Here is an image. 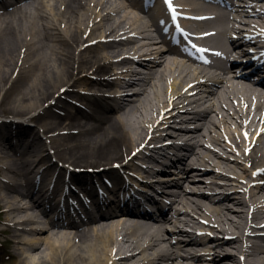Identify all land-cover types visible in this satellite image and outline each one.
Returning <instances> with one entry per match:
<instances>
[{
	"label": "bare ground",
	"instance_id": "bare-ground-1",
	"mask_svg": "<svg viewBox=\"0 0 264 264\" xmlns=\"http://www.w3.org/2000/svg\"><path fill=\"white\" fill-rule=\"evenodd\" d=\"M120 1L122 3L119 0H41L0 16V89L6 81L11 83V87L21 76L25 85L9 103L10 110L23 115L26 113V116L38 113L36 127L20 124L13 133L11 127L14 124L0 125V129L3 126L8 128L5 134L0 133V163L3 169L12 174V185L4 187L6 192L0 196L4 202L1 205L5 207L4 214L8 217L6 220L10 222L9 228L2 232L13 230L15 235L10 242L20 247L27 246L30 250V253L25 250L14 255L19 256L24 264H241V255L245 256V264H264V244L261 243L264 242V235L253 236V223L264 221V188L250 187L249 180H246L247 176L250 177L248 170L244 168V172L240 173L238 167L232 164L234 159L236 164L242 166L245 159L255 168H264V130L258 133L257 129L264 126V104L250 99L257 94V89L230 73H211V81L221 84V90L219 88L217 93L204 92L202 87L206 88L211 83L200 74L211 71L189 66L172 56L166 48H161L159 43L153 42L149 27L155 26L154 19L148 16V20H143L135 12L139 7L133 0ZM0 2L4 4L5 0ZM21 2L23 0H18L11 6L20 5ZM179 2L185 4L184 0ZM11 6L4 5L0 11L6 13ZM115 15L120 18L118 23H113ZM227 25L228 28L230 24ZM132 31H140L144 42L139 39H117L111 35L116 33L122 37ZM105 39L102 43L101 40ZM94 41L98 42L86 46ZM219 42L225 43L221 39ZM130 52H138L145 57L144 62L140 61V67L133 66L127 57ZM17 55L19 57L15 63ZM93 75L98 78L93 79ZM75 85H81L83 93L73 90ZM189 94L192 97L188 98ZM231 95H236L235 99L245 98L246 111L251 113L249 116H244L243 111L237 108L233 113L222 111V101L226 99L225 103L228 104ZM258 95L260 100L264 99L263 93ZM63 96H70L79 102L82 100V105L90 111L78 107L73 113L68 103L63 102ZM51 99L56 100L55 106H52V101L49 102ZM55 107L65 111L66 115L51 110ZM168 107L177 108L178 112L174 114L173 111L161 122L178 123L174 125L177 130L156 135L154 132L161 123L158 122V115ZM240 119L250 121L246 127H241L236 123ZM198 122L201 124L194 130L188 126ZM184 123L188 125L183 126ZM152 126L153 132H150ZM229 127L232 134L240 133L244 128L249 130V143H255L250 155L240 153L242 149L236 148L237 145H228L226 149L242 159L221 151H205V142L220 146L225 144L216 134L221 137V129ZM163 139L172 143L166 144V149L165 146H154ZM14 140L23 151L13 149ZM3 143H10L12 149L4 148ZM39 143L43 149L39 148ZM257 144L261 145L256 149ZM206 147L211 148L210 145ZM145 149H153L154 155L161 156L142 157L143 160L153 159L154 164L162 161L159 159L169 158L171 154L175 157L171 158L172 163L165 161L163 170L159 166H152L158 167L157 172L147 173L149 178H155L153 182L136 178V174L140 175L144 168L135 163V158H141ZM183 150L190 151L188 156L180 155L184 154ZM54 156L58 157L56 161H53ZM81 161L88 162L89 166H76ZM60 162L66 167H61ZM116 162L123 164L119 166L120 171H114L113 166L105 167ZM134 163L140 169L134 167ZM168 163L172 168L179 167L176 176L171 175L176 168L170 170ZM177 163L181 166L177 167ZM70 166L80 168L84 173L78 176V172L69 170ZM201 168L205 173L212 169L216 171L215 177L227 179L223 183L230 192L220 196L217 202H207L216 194L218 185L195 184L192 175H195L194 170ZM91 169L95 172L90 173ZM98 172L106 176H100ZM120 172H125L126 181L129 180L128 184L133 189L139 190L137 181H140L148 188H163L162 198L174 197L173 205L168 206L170 212L162 211L163 222L133 218L131 210L125 212L130 216H113L122 210L121 203L115 197H110L125 187V183H121L125 180ZM61 173L70 175L65 184L72 182L76 188L86 192L104 187L102 202L108 205V210L113 209L112 213H99L97 217H101L102 222L96 221L85 225L87 228H79L71 233H55L53 226L43 224L40 209L49 197L56 200L58 192L53 187L58 186ZM29 174L37 176L33 180L36 183L51 175L50 186L42 183L39 187H33L34 193L24 192L23 189H29L31 185V181L25 178ZM231 187L244 191L245 195H233ZM246 188H250L249 193ZM206 190L213 195L207 196ZM145 191L140 192L145 194ZM132 195L123 200L133 202ZM64 197L67 202L68 196ZM80 205L79 208L74 205L77 216L73 219L78 224L85 222V218L78 222L80 211L87 213L86 203L80 200ZM247 205L253 208L251 218H246L244 208ZM98 210H101L100 206L94 210L93 219ZM53 211L67 215L66 218L70 215V211L64 208ZM51 212L43 211V214ZM169 213H173L175 219L169 217ZM181 213L185 217L180 216ZM193 213L206 217L202 224L216 231L219 241L203 242L199 233L188 229L189 226L198 225ZM214 218L219 228L211 222ZM41 234L42 237H39ZM228 234L231 237L228 238ZM174 238L176 242H173Z\"/></svg>",
	"mask_w": 264,
	"mask_h": 264
},
{
	"label": "rangeland",
	"instance_id": "rangeland-1",
	"mask_svg": "<svg viewBox=\"0 0 264 264\" xmlns=\"http://www.w3.org/2000/svg\"><path fill=\"white\" fill-rule=\"evenodd\" d=\"M119 2L122 3L120 0H119ZM108 7H112V6L109 5ZM135 12H138V11L135 10ZM138 14H139V12H138ZM115 18H116V16H115ZM119 19H120L119 16H117V19H115V21H113V23H118ZM18 57L19 56L17 55L16 59H15V63L17 62ZM14 67H15V65L12 67V70L9 73L10 74L9 78L12 75ZM12 81H15V79H12ZM10 84L11 83L6 81L3 83V86L0 89V108L2 107L0 118L9 119V118H14V117H30V116H26L27 115L26 113L23 115L21 113L11 111L10 107H9V103L11 101H13L15 96H18L20 94V91L23 90V86L25 85V83L21 79V76L18 78L17 81H15V83L11 87H9ZM76 87L77 88L81 87V85H76ZM146 111H149V110L147 109ZM61 119H64V118H61ZM32 124L36 125V124H38V122L34 121V122H32ZM0 132H1V134H2V132L6 133V131H4V130L0 131ZM213 132H214V130H213ZM6 145H9V144H6ZM41 147H42V145H39V148H41ZM104 162L110 163L111 161H109V162L104 161ZM99 163H102V162H99ZM87 164H88V162L81 161V162H78V164H76V166H78V167L81 165L89 166ZM100 165H98V166H100ZM103 165H104V163H103ZM0 170H2L0 172V196H3L4 193L6 192L4 187H8V186L12 185V183L10 182V180H11L10 177L12 176V174H9L7 172L6 168L3 169L2 164H1ZM238 172L243 173L244 171L242 168H238ZM28 177H30V176L28 175ZM6 182H8V183H6ZM3 204H4V202L1 201V199H0V206ZM4 210H5V207L1 206L0 207V264H24L20 261V257L19 256L17 257L14 254L16 252H24L25 250L28 253H30L29 248L27 246H24V245L20 247L19 244L11 243L9 241L13 237V235L15 234V232L13 230L6 232V234L1 233L3 229H8L9 228L8 224H10V222L6 220L8 217L6 216V214H4ZM12 219H13L12 216H10V220H12ZM39 237H42V234ZM22 238L24 239L25 236ZM19 247H20L21 251L19 250ZM33 257H35L38 260V257H36V256H33Z\"/></svg>",
	"mask_w": 264,
	"mask_h": 264
},
{
	"label": "snow or ice",
	"instance_id": "snow-or-ice-1",
	"mask_svg": "<svg viewBox=\"0 0 264 264\" xmlns=\"http://www.w3.org/2000/svg\"><path fill=\"white\" fill-rule=\"evenodd\" d=\"M166 2L171 6V0H166Z\"/></svg>",
	"mask_w": 264,
	"mask_h": 264
}]
</instances>
